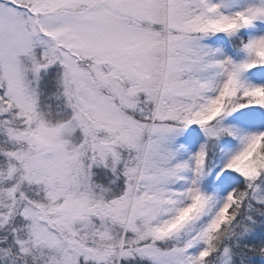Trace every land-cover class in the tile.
<instances>
[{"label": "snow or ice", "instance_id": "6c2138e0", "mask_svg": "<svg viewBox=\"0 0 264 264\" xmlns=\"http://www.w3.org/2000/svg\"><path fill=\"white\" fill-rule=\"evenodd\" d=\"M0 264H264V0H0Z\"/></svg>", "mask_w": 264, "mask_h": 264}]
</instances>
